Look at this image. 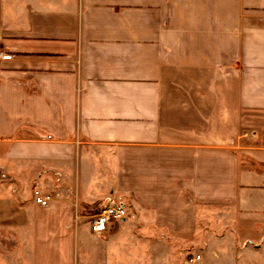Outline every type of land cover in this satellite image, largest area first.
I'll use <instances>...</instances> for the list:
<instances>
[{
	"label": "crops",
	"instance_id": "1",
	"mask_svg": "<svg viewBox=\"0 0 264 264\" xmlns=\"http://www.w3.org/2000/svg\"><path fill=\"white\" fill-rule=\"evenodd\" d=\"M0 48V264H264V0H0Z\"/></svg>",
	"mask_w": 264,
	"mask_h": 264
},
{
	"label": "built area",
	"instance_id": "2",
	"mask_svg": "<svg viewBox=\"0 0 264 264\" xmlns=\"http://www.w3.org/2000/svg\"><path fill=\"white\" fill-rule=\"evenodd\" d=\"M13 53L6 52L0 48V59H11ZM35 199L41 206H48L53 200V195L46 193L41 194L40 191L35 192ZM127 217V208L122 203H111L97 211L90 219V226L93 232L97 234L105 233L109 226L114 222L123 220ZM201 256L196 255L191 258V262L200 260Z\"/></svg>",
	"mask_w": 264,
	"mask_h": 264
}]
</instances>
